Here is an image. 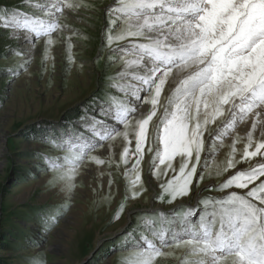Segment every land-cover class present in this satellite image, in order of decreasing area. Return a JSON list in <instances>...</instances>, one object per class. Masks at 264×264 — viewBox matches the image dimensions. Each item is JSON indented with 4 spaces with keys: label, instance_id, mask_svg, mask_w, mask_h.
<instances>
[{
    "label": "snow or ice",
    "instance_id": "6c2138e0",
    "mask_svg": "<svg viewBox=\"0 0 264 264\" xmlns=\"http://www.w3.org/2000/svg\"><path fill=\"white\" fill-rule=\"evenodd\" d=\"M92 7L85 0L0 4L3 55L21 59L6 74L27 72L39 48L47 71L56 39L74 63L72 37L80 33L67 20ZM104 13V45L120 65L112 79L123 82L113 87L124 98L96 100L42 132L59 152L41 153L49 183L71 196L86 165L107 166L111 195V169L122 168L118 220L147 190L146 154L149 176L159 181L154 202L174 205L207 176L205 189L217 195L168 212L141 210L146 215L117 249L121 264H264V0H115ZM212 167L224 176L220 183L211 180ZM65 208L42 211L44 228Z\"/></svg>",
    "mask_w": 264,
    "mask_h": 264
},
{
    "label": "rangeland",
    "instance_id": "374dc122",
    "mask_svg": "<svg viewBox=\"0 0 264 264\" xmlns=\"http://www.w3.org/2000/svg\"><path fill=\"white\" fill-rule=\"evenodd\" d=\"M85 2L94 7L67 20L80 33L72 37L74 63L67 59L65 42L56 39L50 53L54 61L48 62L47 71L42 66L43 50L39 48L27 72L6 74L5 69L16 68L21 59L3 55L5 37L0 33V264H30L32 258L42 259L43 264H121L124 252L117 249L125 234L132 232L146 215L142 209L155 207L168 212L177 205L188 208L199 199L217 195L205 189L209 183L206 176L199 188L193 187L188 197L174 205L154 202L160 189L159 181L149 176L148 154L142 165L147 190L140 198L127 202L118 220L114 216L126 194L122 168L111 169L115 181L111 195L107 166L86 165L71 196L58 184L49 183L52 173L45 168L41 153L56 156L59 152L41 141L42 132L67 124L96 100L124 98L113 87L123 82L112 79L120 65L111 63V53L103 40L104 6L115 0ZM0 4L22 5L23 0H0ZM223 159L221 154L217 163ZM209 171L213 182L224 179L223 175H215L214 167ZM62 204L70 208L60 213L53 228L45 229L40 213ZM161 264L174 261L162 260Z\"/></svg>",
    "mask_w": 264,
    "mask_h": 264
},
{
    "label": "bare ground",
    "instance_id": "6f19581e",
    "mask_svg": "<svg viewBox=\"0 0 264 264\" xmlns=\"http://www.w3.org/2000/svg\"><path fill=\"white\" fill-rule=\"evenodd\" d=\"M83 223V222H82ZM29 225H31V224H29Z\"/></svg>",
    "mask_w": 264,
    "mask_h": 264
}]
</instances>
